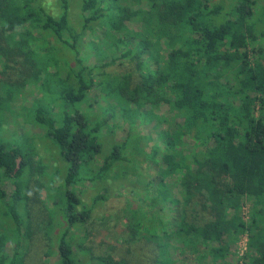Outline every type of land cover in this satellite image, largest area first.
<instances>
[{
  "label": "trees",
  "instance_id": "1",
  "mask_svg": "<svg viewBox=\"0 0 264 264\" xmlns=\"http://www.w3.org/2000/svg\"><path fill=\"white\" fill-rule=\"evenodd\" d=\"M254 4L241 2L228 20L222 7L200 0H0V215L14 230L0 223V264H28L36 234L27 208L45 168L23 135L2 139V124L32 86L41 98L28 117L65 165L46 219L62 230L44 233L55 244L43 255L56 258L51 264H142L81 232L108 181L136 170L127 157V144L139 139L132 125L125 141L103 151L100 133L116 109L126 123L132 115L154 123L157 141L146 157L160 179L156 193L139 196L125 214L123 242L148 244V264H231L246 233L244 264H264V48L255 32L263 21L252 20L264 13L254 16ZM121 63L132 71L107 72ZM94 88L105 104L99 114L89 99ZM161 107L172 118L153 113ZM143 180L136 183L144 191ZM85 182L103 192L90 206L73 189ZM244 201L247 222L239 216ZM163 205L175 207L173 226Z\"/></svg>",
  "mask_w": 264,
  "mask_h": 264
},
{
  "label": "rangeland",
  "instance_id": "2",
  "mask_svg": "<svg viewBox=\"0 0 264 264\" xmlns=\"http://www.w3.org/2000/svg\"><path fill=\"white\" fill-rule=\"evenodd\" d=\"M203 6H207L212 9L214 6L218 5L222 7L221 17H224L228 20H233L234 18V9L238 4L243 2L247 4L248 2H254L252 5V11L254 16H259V12L264 13V0H200ZM239 2V3H238ZM252 20L263 21V23H257L255 26V32L258 36V44L260 47L264 48V17L252 18ZM134 29H137L138 26L133 24ZM259 32H262V35H259ZM255 45V46H256ZM248 53L252 58L256 57V54L249 50ZM107 72L112 73V75H120L123 73L131 72L132 66L128 63L116 64L108 67ZM23 95L16 100L13 108V114L10 115L7 121L2 124V139L6 138L10 141H15L22 135L28 143L34 145L39 159L41 160L42 165L45 168V176L42 178V188L40 193H35V185L31 184L32 193L30 195L31 200L29 201L28 211L30 219L32 221V227L36 234L34 235V241L32 242L33 247L30 249V254L28 257V264H51L55 262L56 258L51 256L50 258H45L44 252L53 248L55 245L54 242L47 241L44 233L50 234L51 232H60V226L58 222L47 221L48 213L53 211V202L51 201L55 193L61 190L60 185V173L65 169V165L60 159V154L51 144L49 139L43 137V132L40 129H37L33 126L28 117L30 111L32 110L33 102L41 98V93L38 91L37 87H27ZM100 92L97 88H94L89 95L90 103L93 104V113L99 114V107L104 106L105 104L100 101ZM50 97V98H49ZM48 105L52 108L56 104V97L54 95H49L47 98ZM116 109V115L114 118L109 121V128L103 129L100 133V141L103 145V151L108 152L112 147L113 143L117 141H125L128 134L132 133L134 136L138 137L137 142L130 141L127 145V155L130 160L136 166V170L132 175L128 176L126 179L122 180H111L108 181V192H104L105 199L98 201L94 206L91 213L90 220L88 225L83 227L81 232H87L90 239L94 245H98L97 242L108 241L106 244H111L115 246L114 254L116 257L128 258L132 261H139L142 264H148L150 247L145 242H140L129 245L123 242V238H126V235L123 232L125 230V214L128 216L130 209L134 208L137 204L136 200L139 196H153L156 193L158 188V183L160 181L158 175L154 170V166L148 160L146 155L149 156L151 147L156 143L157 138L154 136V123L148 121L142 123L135 115H132V122L126 123L119 115V111ZM102 112V111H101ZM158 115H165L166 117L172 118L173 112L171 108L161 107L153 111ZM133 126L132 131L130 132V127ZM130 132V133H129ZM150 137L151 141L146 142L143 137ZM133 139V137L131 138ZM7 141V140H6ZM140 147L143 149V154L139 157L136 156L133 152V149ZM162 149V146H160ZM136 159V161H135ZM135 161V162H134ZM160 162V161H159ZM57 172V173H56ZM139 174V175H138ZM145 180H143V178ZM142 179L145 183L144 191L142 186H139L136 182ZM148 184V185H146ZM7 194L10 195L12 192V187L10 184H7ZM76 192L80 193V200L83 205L90 206L92 202V197L98 193H103L101 189L94 187L89 182H85L81 186H76L73 188ZM57 190V191H56ZM177 193H173L176 196ZM243 206L239 212L240 218L244 221H248L250 204L248 201L243 202ZM170 206V207H169ZM163 205L165 210L170 214V223L173 226L175 223L174 212L175 207L169 205ZM3 212V208L0 206V213ZM192 213H194L192 211ZM201 216V214H200ZM247 216V218H246ZM204 217V216H202ZM58 219V217H57ZM56 219V220H57ZM200 221V219H199ZM0 223L8 228L9 232H14L13 223L9 221L5 216L1 217ZM22 232H25V228H21ZM79 232V231H77ZM105 232H110V238H105ZM97 240V241H93ZM238 239L234 251L238 247ZM88 244H91L88 242ZM129 249V251H127ZM5 251L8 254H11L12 248L7 247ZM100 251L96 250V255ZM129 253L130 255H126ZM235 254L234 252L228 256L227 262L235 264Z\"/></svg>",
  "mask_w": 264,
  "mask_h": 264
},
{
  "label": "built area",
  "instance_id": "3",
  "mask_svg": "<svg viewBox=\"0 0 264 264\" xmlns=\"http://www.w3.org/2000/svg\"><path fill=\"white\" fill-rule=\"evenodd\" d=\"M247 218V216H246ZM247 234L244 233L242 236H240L238 239V247L234 251V258H235V264H244L243 262V257L248 249L247 244H248V238ZM238 241V240H237Z\"/></svg>",
  "mask_w": 264,
  "mask_h": 264
}]
</instances>
